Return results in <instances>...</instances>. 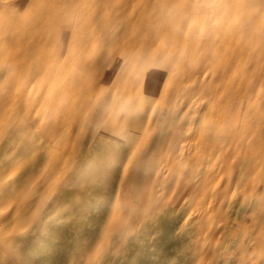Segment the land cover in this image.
<instances>
[{"label": "rangeland", "instance_id": "obj_1", "mask_svg": "<svg viewBox=\"0 0 264 264\" xmlns=\"http://www.w3.org/2000/svg\"><path fill=\"white\" fill-rule=\"evenodd\" d=\"M16 1L0 264H264V0Z\"/></svg>", "mask_w": 264, "mask_h": 264}, {"label": "crops", "instance_id": "obj_2", "mask_svg": "<svg viewBox=\"0 0 264 264\" xmlns=\"http://www.w3.org/2000/svg\"><path fill=\"white\" fill-rule=\"evenodd\" d=\"M101 1V0H100ZM102 1H108V0H102ZM19 3H27L28 5H30V6H32L33 8H35V9H37V10H40V12H42V14L44 15V16H51V14H52V10H50L49 9V7L47 6V7H45L43 4H41V0H17L16 2H14V3H12V5H14V4H18L19 5ZM127 10V9H126ZM6 21V23H9L10 21L9 20H5ZM12 21V20H11ZM5 27H8V26H5ZM2 28H4V27H0V29H2ZM12 61H14L13 59H11ZM12 64H10V66H9V70L11 71V70H13L14 68H15V63H13V62H11ZM230 65L231 64H225V65H219L218 67H217V69L215 70L216 71V73L217 74H222L223 72H229V70H230ZM246 66H237V67H232V72H236V71H238V70H243L244 68H245ZM246 69V68H245ZM248 69H249V67H248ZM231 72V73H232ZM231 77V76H230ZM183 81V80H182ZM206 83V82H205ZM204 83V84H205ZM203 86V85H202ZM255 109L256 110H260L261 108H260V105H259V103H256L255 104ZM250 131V129H247V133H245V134H242V136L243 137H245L247 134H248V132ZM253 166V168L255 167L256 168V163L255 164H253L252 165ZM246 220H248V216H245L244 217Z\"/></svg>", "mask_w": 264, "mask_h": 264}]
</instances>
